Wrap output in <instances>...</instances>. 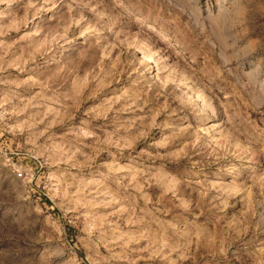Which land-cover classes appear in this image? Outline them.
<instances>
[{
    "label": "rangeland",
    "instance_id": "obj_1",
    "mask_svg": "<svg viewBox=\"0 0 264 264\" xmlns=\"http://www.w3.org/2000/svg\"><path fill=\"white\" fill-rule=\"evenodd\" d=\"M0 90V264H264V0H0Z\"/></svg>",
    "mask_w": 264,
    "mask_h": 264
},
{
    "label": "built area",
    "instance_id": "obj_2",
    "mask_svg": "<svg viewBox=\"0 0 264 264\" xmlns=\"http://www.w3.org/2000/svg\"><path fill=\"white\" fill-rule=\"evenodd\" d=\"M6 120H7V113H6L5 109H3L0 106V132L5 131ZM19 177H23V173H19Z\"/></svg>",
    "mask_w": 264,
    "mask_h": 264
}]
</instances>
